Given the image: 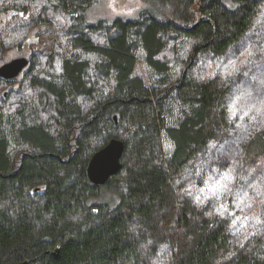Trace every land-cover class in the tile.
Returning a JSON list of instances; mask_svg holds the SVG:
<instances>
[{
  "label": "trees",
  "instance_id": "16d2710c",
  "mask_svg": "<svg viewBox=\"0 0 264 264\" xmlns=\"http://www.w3.org/2000/svg\"><path fill=\"white\" fill-rule=\"evenodd\" d=\"M143 1L0 0V264H264V0Z\"/></svg>",
  "mask_w": 264,
  "mask_h": 264
},
{
  "label": "water",
  "instance_id": "95a60500",
  "mask_svg": "<svg viewBox=\"0 0 264 264\" xmlns=\"http://www.w3.org/2000/svg\"><path fill=\"white\" fill-rule=\"evenodd\" d=\"M29 65L26 57L14 59L0 67V77L5 79L17 78ZM124 143L112 140L105 148L97 152L90 161L88 176L95 185H106L109 179L118 174L122 168L121 158Z\"/></svg>",
  "mask_w": 264,
  "mask_h": 264
},
{
  "label": "rangeland",
  "instance_id": "374dc122",
  "mask_svg": "<svg viewBox=\"0 0 264 264\" xmlns=\"http://www.w3.org/2000/svg\"><path fill=\"white\" fill-rule=\"evenodd\" d=\"M146 3L143 0H99L98 4L93 6L89 12V22L96 23L97 20L106 18L108 20L123 17L130 18L128 20H136L139 12L144 9ZM31 14H33L31 12ZM5 23L0 22V30ZM56 26H49L43 32H40V41L37 49L43 50L44 54H49L57 44L56 34L58 32ZM37 42L33 45L35 46ZM37 51V50H36ZM110 197L105 194V198L98 200V203L108 200Z\"/></svg>",
  "mask_w": 264,
  "mask_h": 264
},
{
  "label": "snow or ice",
  "instance_id": "6c2138e0",
  "mask_svg": "<svg viewBox=\"0 0 264 264\" xmlns=\"http://www.w3.org/2000/svg\"><path fill=\"white\" fill-rule=\"evenodd\" d=\"M232 71H236V66L235 65H233ZM229 74H231V73H229ZM223 179L226 180V181L231 182V181H233L234 178L230 174H225V176L223 177ZM223 188L225 190H227V185H223ZM215 191H216V189H213V192L214 193H215ZM197 199L199 200V197H197Z\"/></svg>",
  "mask_w": 264,
  "mask_h": 264
}]
</instances>
